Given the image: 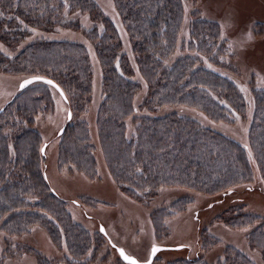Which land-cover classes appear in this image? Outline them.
Instances as JSON below:
<instances>
[{
    "label": "trees",
    "instance_id": "obj_1",
    "mask_svg": "<svg viewBox=\"0 0 264 264\" xmlns=\"http://www.w3.org/2000/svg\"><path fill=\"white\" fill-rule=\"evenodd\" d=\"M110 1L121 28L98 0H0V42L10 50L0 47V72L52 78L68 98L73 122L64 127L60 167L75 168L92 182L108 179L106 169L119 192L142 205L161 194L181 192L168 204L175 213L167 212L166 206L153 210L150 221L159 234L168 231L166 216L184 212L203 198L209 199V207L243 189L259 187L264 192V78L262 85L247 90L232 60L229 43H237L225 37L223 23L207 17L198 5L188 13L186 0ZM77 11L97 21L84 37L93 44L103 72L104 95L94 121L98 144L88 118L94 73L86 43L37 38L19 48L30 27L50 30L62 15ZM186 26L190 36L182 39ZM41 88L48 91L34 95L33 104L17 100L14 93L0 107V225L17 234L32 224L46 225L55 245L65 244L69 264H86L98 251L94 237L50 184L42 147L35 144L38 130L19 129L18 120L27 123L47 108L43 99L50 104L51 86ZM223 126L239 128L243 137ZM6 127L18 128V161L7 155ZM30 136L29 153L37 154L31 160L26 155L30 141L23 140ZM97 147L104 162L96 157ZM32 193V210L21 212L23 196ZM245 207L233 202L215 220L232 228L252 226L248 244L264 255V217ZM202 239L205 250L219 241L205 229ZM171 264L210 263L198 258ZM215 264L256 263L240 248L226 244Z\"/></svg>",
    "mask_w": 264,
    "mask_h": 264
},
{
    "label": "rangeland",
    "instance_id": "obj_2",
    "mask_svg": "<svg viewBox=\"0 0 264 264\" xmlns=\"http://www.w3.org/2000/svg\"><path fill=\"white\" fill-rule=\"evenodd\" d=\"M98 2L100 6L115 17L114 20L118 21L121 28L118 15H114L115 12L112 13L114 9L111 1L98 0ZM186 3L188 13L197 5L200 6L207 17L223 23L226 30L225 37H231L236 41L238 49L231 42L229 43L234 50L232 60L236 69L238 70L237 66L240 68L238 76L245 81L247 90L250 85H262V79L264 78V0H186ZM95 22L97 21L88 14L79 11L67 12L66 15H62L61 20L56 22V26L50 30L30 27V34L22 40L19 48L37 38L69 39L86 43L90 50L94 73L93 100L88 118L91 122L94 140L98 144L94 121L98 105L104 95L103 72L93 44L84 37L87 29L91 28ZM188 23L191 24L190 21ZM72 24L79 27L75 28ZM99 24L102 25V23ZM189 36L190 26H186L182 39H188ZM5 45L6 43L0 42V47L9 52L10 50H6ZM220 70L225 72L228 69L221 68ZM22 78L24 76L18 77L0 72V107L6 105L12 99L11 96L14 93L17 100H27L25 102L33 104L34 95L48 91L42 89L41 86H51L43 82H34L26 89L19 90V82ZM250 80L253 84L247 85ZM246 92L249 93V91ZM48 94L50 95V104L47 103L46 99H43V104L47 108L27 123L18 120L19 129L25 128L30 132L34 128L38 130L39 138L36 139L35 144L40 150L46 143L44 170L51 182L50 184L65 197L67 210L94 237L92 239L94 248L98 251L90 257L91 259L86 264H130L125 262L116 248L110 244L108 237L100 230L101 225L104 226L107 235L115 244L123 246L140 260H146L149 257L151 248L155 244L184 246L181 249H166L158 252L151 264H171L176 259L194 260L198 258H201V261L215 264L216 260L222 256L226 244H233L240 248L256 264H264V255L258 249L250 247L247 241L252 226L232 228L220 220H215L218 212L233 202H241L245 204L247 212L264 217V192L259 187L228 194L223 201L209 207H207L209 199L203 198L198 202L196 201L186 211L166 216L164 223L168 227V231L159 234L150 221L153 210L166 206L167 209L165 210L167 212L175 213L176 210L173 206L168 204L170 200L181 195V192L161 194L148 202L147 205H142L122 195L106 169L104 177H108V179L92 182L75 168L60 167V163L64 165V156L61 152L63 133L59 135L58 132L63 127L67 128L73 121L67 120L70 106L61 94L52 86ZM16 103L10 106L9 110L17 105ZM223 128L231 133L233 132L239 138L243 137V131H238L239 128L237 130L229 126L228 128L223 126ZM17 130L18 128L6 127L4 131L9 137L6 144L7 155L14 161L19 160L20 152H22ZM244 137L246 138V135ZM23 140L30 141L27 145L28 153L26 155L31 160L37 156L36 153H29L33 144L32 136ZM96 157L100 163L104 162L103 154L98 147ZM102 166L105 167L104 164ZM2 183L0 182V185ZM194 194L193 192H187V195ZM23 197L25 203L19 206L21 212L31 211L30 208L35 202L36 196L32 193L31 196L24 195ZM6 218L7 216H4L3 220H6ZM155 220L158 222L156 217ZM204 229L219 240L214 247L208 250L203 247ZM26 230V232L20 234L8 233L0 225V264H43L44 260L48 264L70 263L71 259L68 261L70 256L66 253L65 244H61V247L56 246L53 238L48 235L46 225L34 226L32 224Z\"/></svg>",
    "mask_w": 264,
    "mask_h": 264
},
{
    "label": "water",
    "instance_id": "obj_3",
    "mask_svg": "<svg viewBox=\"0 0 264 264\" xmlns=\"http://www.w3.org/2000/svg\"><path fill=\"white\" fill-rule=\"evenodd\" d=\"M25 81H31V83H27V84H25ZM49 81H50L51 83H49ZM34 82H43V83H46V84H48V85H51L52 87H54V88H55V89L61 94V96L63 97V99H64L65 101L68 102V98H67V96H66L64 90L62 89V87H61L56 81H54L52 78H49V77H46V76H42V75H31V76H27V77L22 78V79L20 80V82H19V90H24V89H26L30 84H32V83H34ZM2 109H3V108H0V111H2ZM71 119H72V110L69 108V109H68V113H67V120L70 121ZM64 129H65L64 127L61 128V129L59 130L58 134H59V135L62 134L63 131H64ZM45 147H46V143H45V144L43 145V147H42V154H44ZM100 230L102 231L103 234H105V235L108 237L107 232H106V230H105V228H104L103 225L100 226ZM108 239H109V238H108ZM109 241H110V244H111L113 247L116 248V250L118 251L119 254H120V250H123L124 254H125L126 256H128L130 259H127V260H126V259H124L123 256H121V255H120V256H121V258H122L125 262L130 263V264H132V261H133V260L136 261V264H151V263L154 261V259H155L156 255L158 254V252H160V251H162V250H166V249H181V248L184 247L183 245L169 246V245H163V244H155V245L152 246V248H153V247H156V248L158 249V251L155 252V253H153V252H152V248H151V252H150L149 257H148L146 260H140V259H139L138 257H136L135 255L129 253L124 247L115 244V243H114L112 240H110V239H109Z\"/></svg>",
    "mask_w": 264,
    "mask_h": 264
},
{
    "label": "snow or ice",
    "instance_id": "obj_4",
    "mask_svg": "<svg viewBox=\"0 0 264 264\" xmlns=\"http://www.w3.org/2000/svg\"><path fill=\"white\" fill-rule=\"evenodd\" d=\"M27 83H31V81H25V84H27ZM49 83H51L50 81H49ZM158 251V249L156 248V247H153L152 248V252L153 253H155V252H157ZM120 255L121 256H123L124 257V259H130L128 256H126L125 254H124V252H123V250H120ZM132 264H136V261L135 260H133L132 261Z\"/></svg>",
    "mask_w": 264,
    "mask_h": 264
},
{
    "label": "flooded vegetation",
    "instance_id": "obj_5",
    "mask_svg": "<svg viewBox=\"0 0 264 264\" xmlns=\"http://www.w3.org/2000/svg\"><path fill=\"white\" fill-rule=\"evenodd\" d=\"M120 246V245H119ZM123 247V246H122Z\"/></svg>",
    "mask_w": 264,
    "mask_h": 264
}]
</instances>
